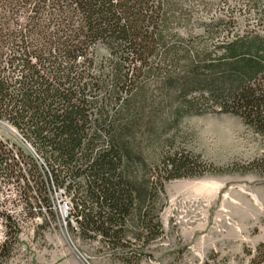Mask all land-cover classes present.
I'll use <instances>...</instances> for the list:
<instances>
[{"label": "trees", "instance_id": "obj_1", "mask_svg": "<svg viewBox=\"0 0 264 264\" xmlns=\"http://www.w3.org/2000/svg\"><path fill=\"white\" fill-rule=\"evenodd\" d=\"M205 0H0V186L13 184L34 215L52 194L70 200L68 229L122 264H139L163 232L167 181L206 166L145 153L168 123L209 102L264 144V0H235L224 39L199 46L191 17ZM206 35L211 38V32ZM214 46V45H213ZM264 171L262 157L249 164ZM39 213V212H37ZM6 264L20 226L0 203ZM264 264V242L246 253ZM201 264H225L209 255Z\"/></svg>", "mask_w": 264, "mask_h": 264}, {"label": "rangeland", "instance_id": "obj_2", "mask_svg": "<svg viewBox=\"0 0 264 264\" xmlns=\"http://www.w3.org/2000/svg\"><path fill=\"white\" fill-rule=\"evenodd\" d=\"M205 1L206 8L195 5L191 25L199 46L216 50L225 37L229 16L242 28L247 15H230L235 0ZM216 111L207 102L169 122L145 153L150 166L164 153L182 151L209 171L165 183L159 213L163 234L144 247L147 256L139 264H201L214 254L225 264H248L246 253L264 242V171L249 169L251 162L262 157L264 144L238 117ZM0 135L9 142L19 139L5 124H0ZM16 194L13 184L0 186V203L20 226L6 264H122L100 251L97 241L82 240L68 229L67 222L72 227L76 224L64 210L70 200L62 190L52 194V215L43 202L40 211L34 207V215L24 214ZM1 223L0 217V237L5 230Z\"/></svg>", "mask_w": 264, "mask_h": 264}, {"label": "built area", "instance_id": "obj_3", "mask_svg": "<svg viewBox=\"0 0 264 264\" xmlns=\"http://www.w3.org/2000/svg\"><path fill=\"white\" fill-rule=\"evenodd\" d=\"M68 209H70V207L68 208ZM67 208H65L64 210H65V212L68 214L69 212L67 211L68 210Z\"/></svg>", "mask_w": 264, "mask_h": 264}]
</instances>
